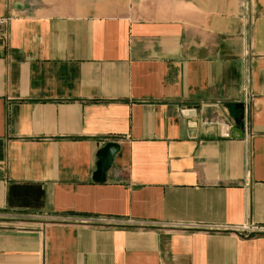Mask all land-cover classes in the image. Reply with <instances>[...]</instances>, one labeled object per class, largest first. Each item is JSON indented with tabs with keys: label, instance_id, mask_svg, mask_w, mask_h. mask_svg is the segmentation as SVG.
<instances>
[{
	"label": "crops",
	"instance_id": "crops-1",
	"mask_svg": "<svg viewBox=\"0 0 264 264\" xmlns=\"http://www.w3.org/2000/svg\"><path fill=\"white\" fill-rule=\"evenodd\" d=\"M250 223L264 0H0V264H264Z\"/></svg>",
	"mask_w": 264,
	"mask_h": 264
},
{
	"label": "water",
	"instance_id": "water-1",
	"mask_svg": "<svg viewBox=\"0 0 264 264\" xmlns=\"http://www.w3.org/2000/svg\"><path fill=\"white\" fill-rule=\"evenodd\" d=\"M241 106V105H239ZM242 117L243 113H241L237 117L236 126L237 128L234 130L237 135L241 134V128H242ZM119 150V146L116 143L110 142L106 144L97 154L98 161H97V169L93 174V180L96 182H104L106 180V172L111 167L114 155Z\"/></svg>",
	"mask_w": 264,
	"mask_h": 264
},
{
	"label": "built area",
	"instance_id": "built-area-1",
	"mask_svg": "<svg viewBox=\"0 0 264 264\" xmlns=\"http://www.w3.org/2000/svg\"><path fill=\"white\" fill-rule=\"evenodd\" d=\"M239 233L243 236H250L254 233H264L263 225L245 224L239 227Z\"/></svg>",
	"mask_w": 264,
	"mask_h": 264
}]
</instances>
